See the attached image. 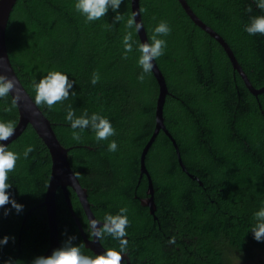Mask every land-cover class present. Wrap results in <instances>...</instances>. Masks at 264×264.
Instances as JSON below:
<instances>
[{"label": "trees", "instance_id": "trees-1", "mask_svg": "<svg viewBox=\"0 0 264 264\" xmlns=\"http://www.w3.org/2000/svg\"><path fill=\"white\" fill-rule=\"evenodd\" d=\"M186 2L228 44L251 85L262 88L264 35L250 36L244 29L264 10L257 8L255 0ZM75 3L16 0L5 43L11 66L33 101L34 84L49 71L65 73L74 82L68 99L52 110L36 106L59 143L72 148L68 161L86 189L94 217L103 222L106 214L128 208L125 239L130 264H233L235 259H252L253 250L264 251V241H256L251 231L257 223L254 214L264 207V92L257 97L249 93L221 46L189 19L177 0H139L148 43L160 21L171 28L169 35L161 37L167 44L164 55L154 61L168 90L164 126L186 170L181 169L172 142L160 131L145 157L154 190V220L140 204L146 198L147 179L139 178V168L141 152L155 128L158 85L152 72L145 74L143 82L137 79L142 72L140 41L135 29L126 27L131 0H122L117 12L109 9L92 22L75 10ZM118 14L123 19L115 22ZM129 31L135 43L124 59L122 41ZM94 72L100 76L95 85L91 83ZM69 105L76 116L87 110L89 116L107 117L116 134L97 141L95 132L87 128L81 141H74L65 119ZM0 121L18 123L10 95L0 99ZM112 140L118 145L115 152L108 151ZM28 145L34 151L24 158ZM7 147L20 155L8 174V192L23 211L17 213L8 205L9 214L4 216L5 209H0V238H10L0 246V264L9 258L16 264H31L49 247L46 211L36 206L46 193L51 157L30 125ZM68 194L88 236L86 216L75 194L70 189ZM55 203L59 247L75 236L72 243L94 256L85 248L60 189ZM99 241L106 250L119 248V241L111 236Z\"/></svg>", "mask_w": 264, "mask_h": 264}, {"label": "clouds", "instance_id": "clouds-1", "mask_svg": "<svg viewBox=\"0 0 264 264\" xmlns=\"http://www.w3.org/2000/svg\"><path fill=\"white\" fill-rule=\"evenodd\" d=\"M255 2L257 8L264 10V0H255ZM121 3L122 0H76L74 8L85 16L86 22H92L103 18L109 9L117 12ZM140 11L142 12L144 9ZM247 11H252L251 6H249ZM138 14L140 12H133L126 23L128 29L134 28L137 33L143 28V24L135 20ZM121 19H123V16L119 14L114 17L115 22ZM111 26V24L106 25L109 28ZM244 30L250 36L256 34L264 35V15L253 17ZM170 32V26L166 21L162 20L154 28L153 35L150 37L151 43H139L140 57L138 65L142 68V72L137 79L140 82L144 81L145 74L151 73L154 67L153 61L164 55L167 44L166 40L161 37L169 35ZM122 43L124 46L123 58L128 59V53L133 51V44L135 43L131 31L127 32L123 37ZM99 80V74L94 72L91 83L95 85ZM73 84L74 82L68 78L67 74L60 71H49L47 75L34 84L35 105H46L49 110H52L54 105L68 99ZM10 93L13 94V106L15 107L20 99L17 82L13 78L0 73V99L6 98ZM72 94L74 95L75 93L72 92ZM6 110L11 111L10 108ZM65 119L70 122V126L73 129L72 139L76 142L81 141L82 132L87 128H91L95 132L97 141L109 140L110 137L116 134L110 120L99 113H93L89 116L87 110H85L80 116H76L74 109L69 105ZM15 130L16 124L14 121H0V141H8L15 135ZM117 148L116 141L112 140L109 142L108 151L115 152ZM33 151L34 147L28 145L23 152L24 158H27L29 153ZM19 159L20 155L18 153L9 150L5 144L0 143V209H5L2 213L4 216L9 214L6 207L8 205H11V208L17 213L23 211V205L12 199L8 192L11 187V184L8 183V174L15 170ZM127 212V207H121L118 214H106L102 224L95 219L90 220L91 235L96 240L102 239L105 235L113 237L119 241L118 250L109 248L102 254L85 255L79 245L72 243L76 237L71 236L64 241L61 247L54 249L50 255L35 257L31 264H123V259L128 249V240L125 237L128 235L126 228L129 226L130 221ZM254 215L257 223L251 229L253 238L258 242L264 241V207ZM9 239L7 236L0 238V246L6 245ZM4 264H16V261L9 258L4 261Z\"/></svg>", "mask_w": 264, "mask_h": 264}, {"label": "water", "instance_id": "water-1", "mask_svg": "<svg viewBox=\"0 0 264 264\" xmlns=\"http://www.w3.org/2000/svg\"><path fill=\"white\" fill-rule=\"evenodd\" d=\"M15 2L16 0H0V73L13 78L17 82L18 95L20 97L19 103L16 106L18 111V123L16 125L15 135H13L8 141H0V143H3L7 146L10 142L14 141L21 135V133L24 131L27 125H30L49 151L51 157L50 179L42 203L36 206L37 208L38 207L45 208L48 228H49V247L42 256H48L52 253L54 249L59 248L58 222H57L56 203H55V196L58 189H61L63 193L65 204L80 232L85 248L90 250L94 255L102 254L104 251H106V249H104L103 246L100 244L99 240H96L94 237L93 240L91 241L86 238L82 226L73 211L71 200L68 195V188H69L76 195L89 225L91 219L96 220V218L94 217V215L90 210V205L87 200L86 190L80 186L78 179L76 178L75 174L73 173L70 167L68 161V152L72 148H64L59 143L50 122L44 117L41 110L35 105L32 98L24 89L9 61V57L6 49V43H5V33H6L9 16ZM177 2L180 4L181 8L184 10L185 14L189 17V19L221 46V48L223 49V51L225 52L231 63L232 69L234 70V72H236L239 75V77L243 81L244 86L247 88L249 93L252 94L254 97H257L258 95L262 94L264 92V86L260 89H256L251 85L250 81L246 77L239 63L235 59V56L232 53L230 47L224 41V39L214 30H212L209 26L204 24L194 14V12L188 6L186 0H177ZM133 12H137V13L140 12L139 0H131V13ZM135 20L137 22L142 23L140 14H138L135 17ZM137 35L140 43L148 42L144 27L137 33ZM153 64L154 67L151 72L158 85V96L156 99V107H155V128L153 130L150 139L144 146L140 155L139 178L141 179L143 176H145L147 179L146 198L141 199L140 204L141 206L148 208L150 216H152L153 219L156 220V217L154 215L156 210L154 204V196H153L154 190H153L151 178L145 167V157L149 148L151 147L152 143L154 142L156 136L160 131H163L165 135L170 139L173 147L175 148L177 160L181 169L183 171L186 170L181 161L178 147L175 141L173 140L172 136L167 132L164 126L163 106L165 102V97L168 95V90L165 83V79L162 73L160 72V70L158 69L155 61H153ZM9 95L13 100V94L10 93ZM189 176L194 180H196L200 186L202 185L198 181V179L194 178L192 175ZM33 209L29 210L28 213H30ZM28 213L26 214L25 218L27 217ZM25 218L23 220V223L25 222ZM100 223L102 224L103 222ZM123 260H127V258L124 256Z\"/></svg>", "mask_w": 264, "mask_h": 264}, {"label": "rangeland", "instance_id": "rangeland-1", "mask_svg": "<svg viewBox=\"0 0 264 264\" xmlns=\"http://www.w3.org/2000/svg\"><path fill=\"white\" fill-rule=\"evenodd\" d=\"M254 255H252V259H245L244 261L233 260V264H262L264 263V251L261 250H253Z\"/></svg>", "mask_w": 264, "mask_h": 264}, {"label": "flooded vegetation", "instance_id": "flooded-vegetation-1", "mask_svg": "<svg viewBox=\"0 0 264 264\" xmlns=\"http://www.w3.org/2000/svg\"><path fill=\"white\" fill-rule=\"evenodd\" d=\"M69 189V188H68ZM59 190V189H58ZM61 190V189H60ZM71 190V189H70ZM86 190V189H85ZM72 191V190H71ZM62 192V191H61ZM73 192V191H72ZM74 193V192H73ZM87 193V192H86ZM63 194V193H62ZM69 195V194H68ZM76 196V195H75ZM64 197V196H63ZM77 198V197H76ZM78 200V199H77ZM89 203V202H88ZM80 204V203H79ZM90 205V204H89ZM91 210V209H90ZM92 212V211H91ZM84 213V212H83ZM97 220V219H96ZM80 222V221H79ZM88 227H89V223H88ZM83 229V228H82ZM84 231V230H83ZM89 232H88V236H86V238L88 239V240H93V236L91 235V229H90V227H89V230H88ZM85 233V232H84ZM100 242V241H99ZM125 257L127 258V260H123V264H130V261H129V258H128V256L127 255H125Z\"/></svg>", "mask_w": 264, "mask_h": 264}]
</instances>
